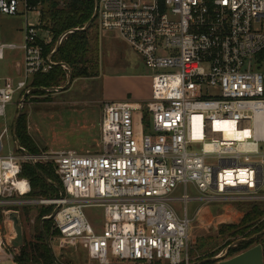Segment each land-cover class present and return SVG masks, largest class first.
Wrapping results in <instances>:
<instances>
[{
  "label": "built area",
  "instance_id": "2783aa9c",
  "mask_svg": "<svg viewBox=\"0 0 264 264\" xmlns=\"http://www.w3.org/2000/svg\"><path fill=\"white\" fill-rule=\"evenodd\" d=\"M40 1L0 0V12L28 13ZM97 2L99 28L118 32L150 70V97L104 104L97 152L0 154V263L15 260L12 215L40 205L55 207L59 245L79 246L99 264H194L189 233L202 207L247 201L264 209V0ZM50 42L27 25L22 43H0V60L6 49L23 53L19 79L0 76V116L56 64L44 52ZM24 163H52L63 194L26 198ZM87 207L103 208L100 229Z\"/></svg>",
  "mask_w": 264,
  "mask_h": 264
},
{
  "label": "rangeland",
  "instance_id": "374dc122",
  "mask_svg": "<svg viewBox=\"0 0 264 264\" xmlns=\"http://www.w3.org/2000/svg\"><path fill=\"white\" fill-rule=\"evenodd\" d=\"M67 1L41 0L33 3L32 10L28 13H24L23 10L15 15L0 12V43H22L27 25L39 28L41 35L48 32L53 42L49 20L51 5L56 2L57 6L62 8ZM88 39L89 56L92 58L91 66L94 67L96 74L89 77H72L66 89L57 91L54 88L67 85L70 74L68 68H64L61 64L65 78L58 85L39 89L31 88L27 94L16 92L13 100L6 105L5 116H0V132L5 127L8 129L1 141V155L22 152L15 144L12 131L24 94L26 97L19 117L25 126L26 134L32 139L37 149L32 151L34 154L69 148L80 153L97 152L100 146L99 125L104 104L110 100L146 101L149 99L150 70L143 58L118 32L100 29L94 21L88 28ZM22 59V51L4 50V58L0 60V76L14 77L17 81L22 74ZM31 83L33 85V81ZM144 114L148 119L146 110ZM50 165L52 166V163ZM188 192L197 194L192 185L189 186ZM53 193V190L49 188L47 195ZM25 197L36 196L29 194ZM172 204L181 212L183 206L181 202L175 201ZM198 204L194 201L189 202L187 206L190 214L194 212ZM254 206L262 211L260 221H264V209L247 201L213 203L202 207L197 219L192 222L189 233L190 255L195 260L194 264H215L206 259L220 258L230 244L244 238L241 234H231L232 229L228 230V228H237L246 213ZM54 208L40 205L21 207L20 221L24 241H37V237L42 234L50 255L51 252L53 253L55 264H99L90 259L86 251L79 246L59 245L56 231L52 228V219L42 221L44 213H51ZM84 210L89 222L100 229L103 208L87 207ZM46 231L50 233V236L47 235L49 246L46 242ZM256 243H262L264 247V233L249 247ZM243 247L245 243L238 242L230 248L228 257L249 248ZM0 264L17 263L14 260Z\"/></svg>",
  "mask_w": 264,
  "mask_h": 264
},
{
  "label": "trees",
  "instance_id": "16d2710c",
  "mask_svg": "<svg viewBox=\"0 0 264 264\" xmlns=\"http://www.w3.org/2000/svg\"><path fill=\"white\" fill-rule=\"evenodd\" d=\"M93 11L94 0H68L62 8H59L56 2L52 3L49 20L51 22L50 30L53 35V42L44 47L45 54L51 53L55 47L54 43L60 34L69 29L83 27L91 18ZM52 59L56 64L47 72L36 73L32 78L33 85L30 83V87L32 85L31 88L39 89L58 85L65 78V72L60 63H65L71 69V78L94 76L96 71L91 66L92 58L89 56L88 29L76 30L67 34L53 54ZM144 119L147 121L145 114ZM16 136L20 146L25 148V150L30 153L37 150L32 139L26 134L25 126L20 117L16 124ZM20 175L30 180V195L32 196H60V188L64 192L62 182L50 164L34 165L24 163ZM49 180L53 183L49 182ZM49 188L54 192L51 195H47ZM44 214H49V212ZM261 215L262 211L254 206L246 213L237 228L231 227L228 230L232 229L231 234H241L244 238H250L264 230V221H260ZM45 235L50 236L49 231H46ZM257 238L259 236L255 237V239ZM255 239L242 241L245 243L243 248L249 247ZM15 262L17 264H55L42 234L37 237V241L25 240L20 248L15 249Z\"/></svg>",
  "mask_w": 264,
  "mask_h": 264
},
{
  "label": "water",
  "instance_id": "95a60500",
  "mask_svg": "<svg viewBox=\"0 0 264 264\" xmlns=\"http://www.w3.org/2000/svg\"><path fill=\"white\" fill-rule=\"evenodd\" d=\"M97 0H95L94 2V11H93V14L91 16V18L85 23V25L81 28H73V29H69L65 32H63L64 34H69V33H72L76 30H87L89 28V26L95 21L96 19V14H97ZM61 44V40H58L54 49L51 51V53L49 54V59H52L53 57V54L56 52V50L58 49V47L60 46ZM60 64H65V63H60ZM68 70L70 72L69 74V77H68V83L67 85L65 86H59V87H56L54 89H56L57 91H60V90H64L68 87V85L71 83V70L70 68L68 67ZM26 97V94L23 95L21 101H20V105H19V109H18V112H17V117L14 121V125H13V136H14V140H15V144L17 146L18 149H20L21 151H24V149L20 146L19 144V140L16 136V124H17V120L22 112V108H23V103H24V99ZM25 152V151H24ZM49 182H51L49 180ZM53 183V182H51ZM55 184V183H54ZM60 192H61V195L63 194V190L60 188ZM54 210L52 211V213L46 217H43L42 221H44L45 219H48V218H51L54 216ZM13 219L15 221V232H16V235L15 237L12 239V244L14 247H21L23 244H24V238H23V231H22V226H21V223H20V220L17 216V214H13ZM264 233V230H262L261 232L257 233V234H254L252 237L250 238H242L238 241H234V243L230 244L224 255L221 257V258H217V257H211V258H208L206 259V261H213L215 262V264H264V247H263V244L262 243H256L254 244L253 246L243 250L242 252H239L238 254L234 255V256H231V257H228V252L230 250L231 247H233L234 245H236L238 242H241V241H244V240H249V239H254L255 237H258L260 235H262ZM46 236V242L49 246V240L47 238V235ZM51 256H52V259L53 261L55 262V259H54V256H53V253L51 252Z\"/></svg>",
  "mask_w": 264,
  "mask_h": 264
},
{
  "label": "crops",
  "instance_id": "0c3cea01",
  "mask_svg": "<svg viewBox=\"0 0 264 264\" xmlns=\"http://www.w3.org/2000/svg\"><path fill=\"white\" fill-rule=\"evenodd\" d=\"M23 60V59H22Z\"/></svg>",
  "mask_w": 264,
  "mask_h": 264
}]
</instances>
